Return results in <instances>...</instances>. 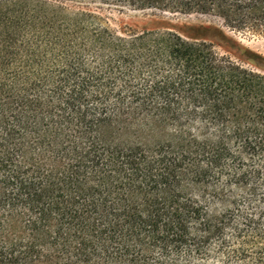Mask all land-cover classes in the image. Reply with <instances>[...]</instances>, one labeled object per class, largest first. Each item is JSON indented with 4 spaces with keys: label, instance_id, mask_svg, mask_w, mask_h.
Returning <instances> with one entry per match:
<instances>
[{
    "label": "trees",
    "instance_id": "trees-1",
    "mask_svg": "<svg viewBox=\"0 0 264 264\" xmlns=\"http://www.w3.org/2000/svg\"><path fill=\"white\" fill-rule=\"evenodd\" d=\"M264 0H0V264H264V75L104 10Z\"/></svg>",
    "mask_w": 264,
    "mask_h": 264
},
{
    "label": "rangeland",
    "instance_id": "rangeland-1",
    "mask_svg": "<svg viewBox=\"0 0 264 264\" xmlns=\"http://www.w3.org/2000/svg\"><path fill=\"white\" fill-rule=\"evenodd\" d=\"M102 13L115 28L169 29L185 38L204 41L218 54L264 75V29L230 28L215 12L181 15L110 9Z\"/></svg>",
    "mask_w": 264,
    "mask_h": 264
}]
</instances>
